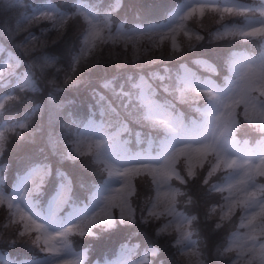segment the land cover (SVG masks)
Returning <instances> with one entry per match:
<instances>
[{"label": "snow or ice", "instance_id": "6c2138e0", "mask_svg": "<svg viewBox=\"0 0 264 264\" xmlns=\"http://www.w3.org/2000/svg\"><path fill=\"white\" fill-rule=\"evenodd\" d=\"M128 5L136 9L131 18L119 15L125 0H0V207L7 209L2 227L11 228L13 237L5 239L0 231V243L24 250L0 251V264H93L92 249L81 244L77 251L73 240H99V234L116 235L117 241L102 247L94 264H156L162 251L155 241L133 243L140 233L125 229L162 218L166 223L156 228L155 238L172 236L176 264H208L207 246L192 239L200 220L189 214L199 211L190 191L198 181L223 201L205 214L206 220L219 217L215 229L240 210L236 231L216 248L218 260L264 264V183L257 180L264 177V0H172L146 11L137 8V0ZM206 13L220 24L215 39L250 46L227 54L223 84L186 64L176 74L167 67L146 70L156 61L136 54L142 41L151 45L143 49L147 54L170 41L168 58L181 60L204 40L187 21ZM41 22L51 25L41 35H63L73 23L80 25L79 50H70L71 72L64 81L68 87L85 84L87 99L79 106L53 85L44 102L31 107L33 96L43 93L38 81L58 60L32 31ZM180 33L188 38L183 44L176 39ZM105 45L131 46L132 61H106L114 63L111 72L83 80L88 57ZM22 56L29 61L25 72L19 71ZM192 63L215 71L207 61ZM58 94L65 97L60 103ZM176 102L189 105L196 118H185ZM37 109L47 112L46 121L33 120ZM242 126H251L261 139L251 146L237 140ZM133 142L136 151L129 147ZM24 145L30 147L25 151ZM13 148H20L14 172L3 162ZM140 186L151 195L138 207Z\"/></svg>", "mask_w": 264, "mask_h": 264}, {"label": "trees", "instance_id": "16d2710c", "mask_svg": "<svg viewBox=\"0 0 264 264\" xmlns=\"http://www.w3.org/2000/svg\"><path fill=\"white\" fill-rule=\"evenodd\" d=\"M107 2L108 0H105V3ZM171 2L172 0H137V8L146 11L148 8L154 5L167 6V4ZM135 11L136 9L131 8L128 5V0H125V8L123 11L119 13V15L124 16L125 13H127V16L131 18ZM118 21L119 20H117L116 22ZM187 24L190 27L196 28L195 30L201 33V36L204 37V40L199 42L197 46L194 49L190 50L181 60L190 61L192 56L196 54L204 55L207 58H209L210 61L217 67L218 72H221L222 68L224 67L223 61L226 58L227 54H229L230 48L243 45L239 42L232 43L231 38H227V37L224 38L223 40H217L213 37H210L209 35L213 34V30L220 25L217 22V19L213 18L211 14H206L204 17H199V16L193 17L191 20L187 21ZM50 27H51L50 25H46V26L39 25L37 27L32 28L33 33L39 36L41 40L44 42L45 53L47 55L49 54L53 56L54 58H58V60L54 67L49 68L47 70L46 76L38 81V87L43 89V93L35 94L33 96L34 103L31 105V107L35 108L36 105L42 104L44 100L47 98L48 93L52 91L53 85L61 89H64L67 99L75 101V104L79 106L82 100L87 99V90L85 88V84L81 83L76 87H68L65 85L64 81L68 72H71V69L69 71L70 50L73 48L74 45L76 46V43L78 41V34L81 31L80 25L78 23H73L63 35H60L55 30L51 32H46L43 35H41L40 32L41 28H50ZM23 34L24 33H21V37H20L21 39L24 36ZM54 41L55 43H53ZM186 41L187 39L183 38L180 43L183 44ZM145 47H151V45H149L146 41H142L140 45L141 51L137 52L136 54L140 55L141 59L143 60L154 59L156 61V63L154 64L147 65L146 68H149L147 70H150L151 68H156L160 70L163 67H167L172 71L173 68L178 64L179 60L168 58V51L170 48V45L168 43H164V46L162 48L154 49L151 52V54L143 53V49ZM133 55L134 53L131 46L125 49L122 45H105L104 47L100 48L94 54V56L88 57V63L90 64V67L85 68L80 73L81 78L83 80L95 81L101 75H103L105 71L111 72L114 69V63H108L106 65L105 63L106 61L110 60L112 62L127 64L132 61ZM24 58L27 59L26 57ZM64 98L65 97L63 95H60V99L57 100V103L62 102ZM181 106L183 107L184 105ZM20 115L23 116L24 112L21 111ZM47 118H48L47 112L46 111L41 112L39 109L36 110V114L35 116H33V120L37 123L44 122L47 120ZM239 131L240 128L237 130V132L239 133ZM249 131L250 132L253 131L251 127L249 128ZM37 140L39 141V136H37ZM21 147L26 151L28 147H30V145H24ZM19 155H20V148H13V150L8 151L6 153V155L3 157V161H5L8 165H10L12 170L14 167L17 166ZM78 167L79 166L77 165V168ZM16 168L14 169V171L16 170ZM205 168H207V164L205 165ZM63 170L71 173L72 171L71 165L65 164L63 166ZM81 174L84 175L86 180H89L88 176L91 175V172L83 171ZM204 174H206V172ZM218 174L219 173H217V175ZM8 179L11 180V174L9 175ZM214 179L215 178H213V180L211 181L212 183L214 182ZM259 179L264 182V179L262 177ZM182 190H186V189H182ZM213 194L214 193L208 194L206 191V186L202 187L201 182L199 181L191 188L190 195L192 196L193 200L196 202V205L198 206L199 209L198 212H193V214H197L200 220L199 228L197 232L194 233L197 236L198 246H200L201 248L207 246V252L205 253V255L208 256V264H222L223 258H219L218 260V258L215 255L216 253L215 245L218 243V240L219 241L223 240V230L227 227V224L224 221L222 228L217 230L215 229V225H214L216 222H218L217 217H213L208 220L205 219V211H206L205 206L210 207L211 200L213 199ZM139 203L140 201H138V204ZM186 207L191 208L193 207V205H187ZM6 218H7L6 208L0 207V231H3L5 233V239H11L13 238L11 236L12 229L9 228L5 230L2 227L5 223H7ZM135 227L139 230H143L146 235L155 238V231L152 225L150 224L142 225L138 223ZM99 235L102 240L111 238L113 236V235L109 236L107 234H99ZM83 240L85 242L88 241L91 242L92 240L95 239L85 237ZM157 240H159L158 242L163 241L164 235ZM0 248L12 251V254L14 255L23 254L24 251L22 246H17L16 249H10V246L5 243H0ZM170 250L172 251L173 254L174 248L170 247V245L167 243L166 251H170Z\"/></svg>", "mask_w": 264, "mask_h": 264}, {"label": "rangeland", "instance_id": "374dc122", "mask_svg": "<svg viewBox=\"0 0 264 264\" xmlns=\"http://www.w3.org/2000/svg\"><path fill=\"white\" fill-rule=\"evenodd\" d=\"M50 25V24H49ZM188 27V26H187ZM188 29L189 30H191L189 27H188ZM192 32H195V31H193V30H191ZM196 33V32H195ZM81 39H82V37H81ZM176 39H177V42L179 43V39H178V37H176ZM167 41V40H166ZM168 43H169V45H170V41H167ZM79 50V49H78ZM187 69H190L189 67H187ZM191 70V69H190ZM25 71H27V68H23L22 70H21V72H25ZM192 71V70H191ZM260 140V139H259ZM240 141H244V140H240ZM256 141H258V140H256ZM256 141H255V143H256ZM249 145H250V142H249ZM11 192V191H10ZM226 195H227V193H225ZM239 216H240V214H239ZM164 223H166V221L165 220H163V218L161 219V224H162V226H163V224ZM232 236V235H231ZM230 236V237H231ZM81 249H77V251H80Z\"/></svg>", "mask_w": 264, "mask_h": 264}]
</instances>
